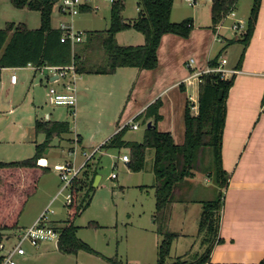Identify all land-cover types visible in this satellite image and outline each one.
<instances>
[{"label": "crops", "instance_id": "0c3cea01", "mask_svg": "<svg viewBox=\"0 0 264 264\" xmlns=\"http://www.w3.org/2000/svg\"><path fill=\"white\" fill-rule=\"evenodd\" d=\"M103 1L105 0H92L90 5L83 6L80 12L73 17L62 14L56 5L52 14L51 25L54 28H59L60 24L65 22L73 25L77 30H85L84 32L104 31L109 28L110 21L105 23V29L90 31L87 27H80L79 21L81 15L94 13V11H102V15L106 17ZM240 1L242 0H237L234 6L236 18L241 16ZM212 3L213 0H174L171 20L181 22L189 19L192 23L191 31L188 36L176 33H166L162 36L158 47V65L155 68L139 69L138 67L125 66L117 68L113 73H95L98 76H90L89 78L83 76L93 73H80L81 76L76 83V115H72L75 124L72 126L71 122L64 117L63 119L52 118L50 112L46 115L51 117L46 119L60 121L66 119L70 123V127H74L75 132H71L70 129L69 132L54 138L49 149L45 151L41 162L48 160V154L52 147L59 146L63 149L68 147L66 161H72L76 165L88 161L92 165V170L98 172L93 183L95 188L103 186L102 168L106 157H118L126 164L128 170L133 172L129 167V161L122 159L124 154L130 155L129 148L123 147L127 151L122 153V148H109L104 145L118 132L120 126L130 121L131 118L134 120L138 114L156 100L160 101L159 113L161 114L156 127L160 131L170 132L177 144H183L185 141L184 133L186 136L188 97L190 94L199 95L200 90L196 83L188 85L183 81L195 71L210 66V61L221 53L218 61L221 62L222 57H226V67L236 68L238 72L226 96V114L221 143V165L229 175L228 184L224 189V204L219 231L223 241L213 247L210 259L205 264H259L264 262V0H261L255 28L246 47L240 39L244 33H239L230 28L233 22L232 17L227 18L224 26L220 29L221 39H216L213 22L210 25L207 24L208 20L211 19L212 21ZM253 3L254 0L246 19L242 17L239 19L248 21ZM94 5L97 7L95 8ZM111 5L110 2V14ZM137 10L139 13L138 6ZM9 22L24 24L27 28L37 29L41 27L42 16L39 10L27 6L17 7L12 0H0V29L5 28ZM126 31H130V29L123 30L116 35L119 44L138 45L145 42V35L142 33L144 35L143 40L140 38L139 43L130 44V41L125 40L127 39ZM120 36H123L124 42L119 41ZM81 42H77L73 46ZM243 52L244 57L241 60ZM101 58H104L103 51L100 58L93 56V61L98 63ZM190 59L194 60L191 66L188 65ZM43 66L39 68L29 64L25 67L2 68L0 102L4 93L8 95L10 90L19 87L22 78L20 74L16 83L11 82L10 79L11 74L17 73L18 70L30 67L36 73L41 72L46 76V80L50 84L51 73L43 70ZM126 68L130 70H124ZM121 74L124 76L127 74L128 76L125 78L131 77L130 80H135L130 92L131 95H129L130 97L123 108L121 107L123 93H120L119 89L122 87L125 78L123 79ZM99 94L105 97L98 100ZM125 94L128 92L125 91ZM113 103H115L114 108H116L114 110ZM12 108L14 107L12 106ZM67 110L70 113L68 107L63 110V113ZM126 111L127 116H125ZM94 112H97L98 118L89 120V115ZM102 113L106 114V118ZM77 116L80 117L78 121ZM138 123L139 127L136 129L126 126V132L123 135L125 141H144L146 125L141 120H138ZM141 126L144 128L141 136L129 134V129L138 130ZM88 130H90L89 133ZM81 132L85 135L83 136ZM85 136L92 138L88 139L91 145H83ZM44 139L45 135L43 134L42 140L44 141ZM96 140L98 143H95ZM115 151L118 152V155L114 153ZM147 153L145 168L137 172L147 170L150 160L153 165L154 150L149 149ZM42 164L46 165L43 162ZM114 166H117L116 161ZM49 168L51 169V167ZM110 174L111 172H109V178H117ZM44 177L46 175H42L40 181L45 188L47 182ZM154 184L155 175L153 172L151 184L142 183L139 184V187L142 189L154 188ZM59 188L60 184L59 187L57 185L53 196L57 194ZM44 208L38 209L31 221L26 224L22 223L20 228L24 229L33 223ZM154 211L151 215L152 222H149V225L147 222H139L138 225L131 224L129 218L123 221L125 227H128L127 232L121 233V238H118L117 235L116 247L112 253L97 250L101 255L86 251L65 254L76 256L77 264H110L103 256H117L132 263H153L152 260L156 256L158 258V247L161 241V236L155 230ZM176 211L177 205L174 203L169 221L171 226H173L172 220ZM53 219L59 220L61 218L58 219L54 216ZM113 228L118 230V223L113 225ZM53 244L54 247L58 248L54 241ZM107 244L110 245L111 243L108 242ZM173 244L171 252L178 247L177 244L173 247ZM40 248H48V244H42ZM26 255H30L27 249L25 254L20 255L21 260L27 261V258L23 259ZM16 260L18 264H21L17 257Z\"/></svg>", "mask_w": 264, "mask_h": 264}, {"label": "trees", "instance_id": "16d2710c", "mask_svg": "<svg viewBox=\"0 0 264 264\" xmlns=\"http://www.w3.org/2000/svg\"><path fill=\"white\" fill-rule=\"evenodd\" d=\"M59 0H12L17 7H29L39 10L42 16L40 28L30 29L24 24L9 22L0 29V80L1 70L5 67H25L54 65L66 66L73 62L78 73H113L119 67H138L139 69H153L158 65V47L161 38L166 33H176L188 36L192 23L189 19L181 22L171 20L174 0H138V16L130 20L123 15L125 0H115L111 5L110 26L104 31L86 32V39L72 45L70 40L62 41V30L51 25L52 14ZM237 0H213L212 22L221 21L235 6ZM261 0H254L247 27L240 38L247 46L253 34L260 9ZM135 28L145 35V42L138 45H121L116 35L126 29ZM101 47L107 56L106 64L102 67L94 62L91 52ZM221 53L210 61V66L218 65ZM244 52L241 55V60ZM231 79H222L217 73L203 76L199 90V114H192L189 103L186 113V136L183 144H177L170 132L158 130L157 121L160 101L152 102L134 120H141L146 125L143 142L125 141L123 135L126 127L114 134L104 145L107 147L130 149L129 167L132 171H141L145 168L147 151L154 150L152 169L155 175L156 206L153 215L156 232L161 236L158 247V258L154 263H132L117 256L106 257L110 264H205L210 259L213 247L223 241L219 235L222 209L224 204V189L228 184L229 175L221 165V143L226 114V96L233 83ZM223 90L222 98H219ZM152 122L148 126V122ZM71 129L66 120L39 119L35 123V131L45 135L43 142L36 145L35 155L32 157L4 161L0 159V243L6 235L2 230L13 232L20 228V217L29 197L38 188V181L42 175L50 171L41 159L54 138L60 137ZM211 149L215 166L214 181L219 193L215 199L204 202V209L200 218V231L204 238L205 251L193 259L177 257L169 262L172 244L179 235L169 227L174 193L179 183L186 178L194 177L198 172L201 156L207 149ZM86 162L81 176L85 175L84 182L88 191L94 189L96 170ZM208 173V172H207ZM209 173V174H210ZM80 176V177H81ZM78 177L72 187L73 202L69 207L71 212L65 225L60 226L58 248L63 253L76 254L80 251L101 255L96 249L77 235L78 226L75 218L90 204L91 198L86 201L88 193L84 195L83 203L74 206L78 193L84 189ZM80 182V183H79ZM85 202V203H84ZM57 226V224L55 223ZM1 262V256H0ZM259 264H264L260 262Z\"/></svg>", "mask_w": 264, "mask_h": 264}, {"label": "rangeland", "instance_id": "374dc122", "mask_svg": "<svg viewBox=\"0 0 264 264\" xmlns=\"http://www.w3.org/2000/svg\"><path fill=\"white\" fill-rule=\"evenodd\" d=\"M252 1L253 0L240 1L239 7H241V16L239 15L238 18L242 17L246 19L250 13L249 9L251 8ZM102 4H104V9L106 10L104 12L106 17L102 15V11L83 14L79 19L81 23L80 27H87L89 31L105 29V23L110 21V2L105 0ZM137 4L138 0H125L123 15L130 20H133V17H137ZM211 23V19L207 21L208 25ZM125 36L127 38L125 40L130 41V44H137L140 42V38L142 40L144 39V35L135 28H130V31H126ZM125 40L123 36L119 37L120 42H124ZM91 54H94L95 58H100L102 56L101 47H95ZM106 61L107 56L104 53V58H101V61L96 65L102 67L103 64H106ZM124 70L130 69L126 68ZM19 74L22 76L19 87L10 90L8 95L4 93L3 96H1L0 159L4 161L22 160L35 155L36 145L43 141V134L35 131V123L41 118H51L46 116L49 112L52 113V118L56 117L57 119H63L64 117L71 122L72 126L75 124V120L73 116L68 113V110L63 113V110H65V108L67 109V107L50 103L48 96V86L50 84H48L46 76L41 74V72L36 73L30 67L18 70L17 75ZM122 75L123 74L120 76ZM90 76L94 77L98 75L95 73L85 74L83 77L89 78ZM126 76L128 75H123V79ZM130 79L132 78H125L121 85L122 87L119 89V92L123 93V100L121 102L122 108L130 97L129 95H131L130 92L135 81ZM130 81L131 84H129ZM47 84L48 86H46ZM125 91H127L128 94H125ZM98 96V100H102L105 97L100 94ZM114 104L115 103L112 105L113 110L116 109L114 108ZM12 106L14 108H12ZM103 116L106 118L105 113ZM125 116H127V111L125 112ZM76 118L78 121L80 117L77 116ZM97 118V112L91 113L88 117L89 120H96ZM131 120H133V118H131ZM71 132H75L74 127H71ZM89 132L90 130H88V133ZM143 132L144 128L142 126L138 130L129 129V134H134L137 137L141 136ZM82 135L84 136L85 133H82ZM88 139L90 140L92 138L85 136L83 145H91ZM95 143H98V141L96 140ZM48 149L49 148H47L46 151ZM64 149L59 146L52 147L48 154V160H42L43 163L51 167L50 171L44 174L46 175L44 178H46L47 185L44 188V186L41 185V178L39 179L37 190L29 197L24 206L20 217V225L22 223H29L38 209L46 207L54 197L53 193L57 189V185L59 187L61 183L58 172L54 168L56 164L66 161V157H68V147ZM121 151L123 153L127 151V149L122 148ZM114 153L118 155L117 151ZM130 157L131 155H129V158ZM115 161L117 162L116 167L114 166ZM150 161L148 162V169L144 172H131L128 170L126 164L123 163L121 159H118V157H106L102 168L103 186L99 188L94 187V189L90 191H88L90 188L87 187L84 182L86 176H79L81 184H85V187L78 193L76 202L73 205L77 206L83 203L82 200H84L86 192H89L86 201L90 198L91 201L87 208L82 210L75 218L74 222L78 226V236L94 249L103 251L104 253H112L113 249L116 247L117 235L118 238H121V233L127 232L128 227H125L122 223L128 220L127 218H129L131 224L135 225H138L139 222H147V225H149V222H152L151 215L156 206L155 188L146 187L142 189L139 187V184H151L153 181V170L151 169L152 164ZM214 166V158L209 148L203 152L201 156V162H199L196 176L186 178L176 187L174 203L177 205V211L173 216V226H171L169 222V227L179 234L177 238H175L173 244V247H175L176 244L178 247L173 249L170 253L168 257L169 262L174 261L179 256L190 260L205 251L206 244L204 238L206 235L203 231H200V218L204 209V202L215 199L219 193L213 174L210 173L211 170L213 171ZM109 172H111V174L115 173L117 178H109ZM53 207L56 210L54 216H56V218L58 217V219L59 217L61 218L59 220H54V222L60 226H64L65 220L68 219L71 212V208L64 205L62 197L55 202ZM116 223H118L119 226L118 230L113 228V225ZM21 230H23L22 227L12 232L10 236L6 235L4 241L8 243V245H14L18 242V235ZM108 242L111 244L108 245ZM42 244H48V248H40ZM24 246L30 255H26V257L23 258H27V261L21 260L20 255H17L21 264H77L76 256L61 253L58 248L54 247L53 241H43L38 245L39 247L26 242ZM156 259L157 256L152 261L156 262Z\"/></svg>", "mask_w": 264, "mask_h": 264}, {"label": "built area", "instance_id": "2783aa9c", "mask_svg": "<svg viewBox=\"0 0 264 264\" xmlns=\"http://www.w3.org/2000/svg\"><path fill=\"white\" fill-rule=\"evenodd\" d=\"M92 0H59L57 5L58 9L62 14L73 15L80 12L81 8L86 5H90ZM111 3L115 0H108ZM96 8L97 5H94ZM233 18V22L230 28L239 33H244L247 27V22L243 19L235 17L234 7L225 15V17L214 24L216 39H221L220 29L224 26L225 20L227 18ZM62 30V41L70 40L72 45L77 42H81L86 37V32L77 30L73 25L62 22L59 26ZM220 61V60H219ZM194 62L190 59L188 65L191 66ZM227 58L222 57L221 62H218L216 66H208L207 68L197 70L188 76L183 82L185 84L191 85L196 83L200 87V83L203 80V76L210 73H217L222 79H231L238 70L236 68L226 67ZM39 68L41 66H38ZM43 70H47L49 74L51 73V83L48 87V96L51 104L63 105L70 109L71 115H76L77 107V80L80 78V73L76 70V64L74 60L71 64L66 66H54V65H44ZM11 82L16 83L18 81V75L16 72L11 74ZM188 103L192 114H199V95L190 94L188 97ZM126 126L132 128H138L139 123L135 120H130L127 123L120 126L118 129L121 130ZM124 161H129V154H124L122 156ZM86 162L81 165H76L72 161H66L63 163H58L55 166V170L58 172L59 179L61 181L60 188L57 194L51 199L50 203L42 210L37 219L29 226L21 230L18 237V242L14 245H8L5 241L0 243V264H18L16 257L17 255H23L26 253V248L24 243L28 242L34 246H38L43 241H54L56 246L59 243L60 229L59 225H55L54 215L56 213L53 207L55 202L62 197L65 206H69L73 202V192L72 187L76 179L80 176ZM112 177H116L115 173L111 174Z\"/></svg>", "mask_w": 264, "mask_h": 264}, {"label": "water", "instance_id": "95a60500", "mask_svg": "<svg viewBox=\"0 0 264 264\" xmlns=\"http://www.w3.org/2000/svg\"><path fill=\"white\" fill-rule=\"evenodd\" d=\"M223 96V90H220V95H219V98H222ZM152 125V122H148V126H151ZM13 232L12 229L10 230H2L1 233L3 234H11Z\"/></svg>", "mask_w": 264, "mask_h": 264}]
</instances>
